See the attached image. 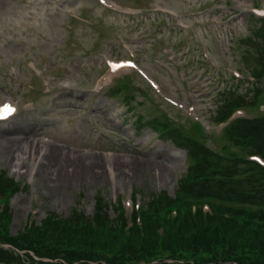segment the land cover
I'll return each instance as SVG.
<instances>
[{
	"label": "rangeland",
	"instance_id": "rangeland-1",
	"mask_svg": "<svg viewBox=\"0 0 264 264\" xmlns=\"http://www.w3.org/2000/svg\"><path fill=\"white\" fill-rule=\"evenodd\" d=\"M108 1L0 0V107L17 108V114L0 121V173L23 186L10 201L13 235L50 214L95 217L99 196L112 219L119 202L131 210L134 194L140 203L161 193L173 196L190 164L177 135L225 155L253 154L229 143L234 129L228 128L240 118L263 117L264 97L226 124L213 118L228 92L237 91L246 101L251 96L248 84L233 77L239 70L249 78V70L261 67L254 37L259 17L251 15L254 8H264V1ZM110 61L122 69L112 73ZM128 61L135 70L124 68ZM122 82L127 88L118 92ZM100 85L104 90L96 93ZM132 96L136 108L130 111L127 97ZM136 114L162 123L168 118L177 126L160 137L150 125L138 130ZM196 122L206 130L198 132ZM190 127L194 140L183 132ZM12 134L28 145L21 170L13 167L9 145L1 138ZM53 148L59 165L42 155ZM38 154L41 159L29 167ZM79 157L108 171L97 183L71 180L66 161ZM117 164L122 171L115 172Z\"/></svg>",
	"mask_w": 264,
	"mask_h": 264
},
{
	"label": "trees",
	"instance_id": "trees-1",
	"mask_svg": "<svg viewBox=\"0 0 264 264\" xmlns=\"http://www.w3.org/2000/svg\"><path fill=\"white\" fill-rule=\"evenodd\" d=\"M258 33L261 67L249 70L255 80L246 93L251 96L246 101L228 92L218 122L264 97L263 28ZM166 129L168 136L173 130ZM230 129L232 146L248 147L264 158V116L234 121ZM175 137L191 162L176 197L152 196L146 207L134 211L131 222L121 204L112 219L110 206L99 196L95 217L50 214L40 225L13 235L10 201L23 188L1 172L0 244L13 250L0 247V264H264V167L235 152L217 154L192 137L195 143L181 134ZM205 201H213L210 212L203 210Z\"/></svg>",
	"mask_w": 264,
	"mask_h": 264
},
{
	"label": "bare ground",
	"instance_id": "bare-ground-1",
	"mask_svg": "<svg viewBox=\"0 0 264 264\" xmlns=\"http://www.w3.org/2000/svg\"><path fill=\"white\" fill-rule=\"evenodd\" d=\"M14 136L4 137V135L1 137L6 143H8L9 147L7 152L12 156L13 160V167L15 169H20V166H27V150L28 145L23 144V138L18 136V134H12ZM57 152L58 149H51L49 152H45L44 160L46 159H53L54 164L59 165L60 160L57 158ZM40 154H38L39 157ZM38 162V158L34 160V163H30L29 167L34 166ZM44 163V162H43ZM66 163H69L70 170L68 171V174L71 175V180L77 179L78 181L81 180H87L91 183H97L103 176L106 174V171H108L105 167L97 163L96 161H92L88 159L87 157H79L78 159H73L72 161L67 160ZM66 165V164H65ZM117 168H114L115 172L122 171V164H117ZM158 170L162 174L165 170L163 167H161L160 164H157ZM63 168V166H62ZM110 173H113V171L110 169Z\"/></svg>",
	"mask_w": 264,
	"mask_h": 264
},
{
	"label": "snow or ice",
	"instance_id": "snow-or-ice-1",
	"mask_svg": "<svg viewBox=\"0 0 264 264\" xmlns=\"http://www.w3.org/2000/svg\"><path fill=\"white\" fill-rule=\"evenodd\" d=\"M117 67H120L119 65H114L113 68H117ZM8 114H11L12 112H14L15 110L12 109L10 106H5V109H4Z\"/></svg>",
	"mask_w": 264,
	"mask_h": 264
},
{
	"label": "water",
	"instance_id": "water-1",
	"mask_svg": "<svg viewBox=\"0 0 264 264\" xmlns=\"http://www.w3.org/2000/svg\"><path fill=\"white\" fill-rule=\"evenodd\" d=\"M4 248H8L7 246H3Z\"/></svg>",
	"mask_w": 264,
	"mask_h": 264
}]
</instances>
